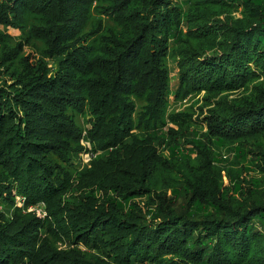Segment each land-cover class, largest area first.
Returning a JSON list of instances; mask_svg holds the SVG:
<instances>
[{
	"label": "trees",
	"instance_id": "16d2710c",
	"mask_svg": "<svg viewBox=\"0 0 264 264\" xmlns=\"http://www.w3.org/2000/svg\"><path fill=\"white\" fill-rule=\"evenodd\" d=\"M0 264H264V0H0Z\"/></svg>",
	"mask_w": 264,
	"mask_h": 264
},
{
	"label": "rangeland",
	"instance_id": "374dc122",
	"mask_svg": "<svg viewBox=\"0 0 264 264\" xmlns=\"http://www.w3.org/2000/svg\"><path fill=\"white\" fill-rule=\"evenodd\" d=\"M1 28L3 29V27L1 26ZM6 32L9 33L12 36V40L11 43L17 41L20 39L21 37V32L17 29H12V28H6ZM30 46H24L23 48V52L27 53L30 50ZM165 64L168 66L169 68V85L171 90H174L177 86V82H178V75H177V66H176V60L172 57L169 56L168 58L165 59ZM240 94V91H236L233 93L228 94L230 96V98L236 97ZM206 95L204 93V91L200 92V93H192L187 95L184 98H175V96L171 95L169 97V104L167 107V113H177V112H187L190 113V118L192 119H196L199 118L198 122H195L197 127H198V136L199 138L203 135V133L206 130V126L204 125V123L202 122V117L205 113V111L207 110V106L206 104H204V99L206 98ZM140 104H138L139 106ZM201 111L203 113H201ZM78 123L80 124V126L82 125L83 128L86 127V125H84L83 120L81 118L78 117ZM185 120H188L185 119ZM167 128H165V132L169 135L170 131L169 128H173V129H177V126L175 124H173L172 122H168ZM191 129H189L190 131ZM181 142V140H180ZM85 144V148L87 150L83 151L81 153V161L83 163H89L91 160V153H90V147L89 144L84 143ZM183 147L182 148H188V149H193L191 148L192 145L190 144H186L185 142H182ZM168 148L165 147V145H161L160 148H158V152L162 153V154H167ZM221 155H224V152L221 151V153H219ZM191 156L195 157L196 156V151L193 149V151H191ZM20 199H17V201ZM30 209V207H29ZM31 210V209H30Z\"/></svg>",
	"mask_w": 264,
	"mask_h": 264
},
{
	"label": "built area",
	"instance_id": "2783aa9c",
	"mask_svg": "<svg viewBox=\"0 0 264 264\" xmlns=\"http://www.w3.org/2000/svg\"><path fill=\"white\" fill-rule=\"evenodd\" d=\"M17 199H20V200L17 201L18 202V205H22L23 198L22 197H18Z\"/></svg>",
	"mask_w": 264,
	"mask_h": 264
}]
</instances>
